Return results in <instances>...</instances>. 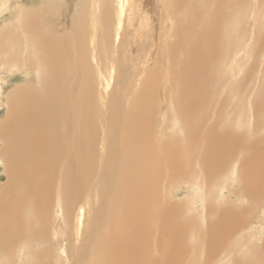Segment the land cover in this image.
Masks as SVG:
<instances>
[{
  "label": "bare ground",
  "instance_id": "6f19581e",
  "mask_svg": "<svg viewBox=\"0 0 264 264\" xmlns=\"http://www.w3.org/2000/svg\"><path fill=\"white\" fill-rule=\"evenodd\" d=\"M14 1V26L7 23L0 30V66L4 60L6 67L27 62L34 77L7 92L9 108L0 121L4 177L0 184V254L5 259L29 242L43 241L46 247L28 254L34 263L47 264L52 257L51 206L55 205L68 227L62 229L66 249L72 243L73 228L82 238L75 264H180V257L191 252L187 238L194 233L198 236L199 227L181 216L184 206L181 209L173 203L168 207L161 194L170 180H179V172L195 175L182 163H198L208 182L205 190L211 194L219 178L230 172V165L242 158L239 172L251 203L258 199L254 197L258 191L264 195V136L257 137L264 133V85L249 104L247 86L254 80V68L237 78L227 72L230 62L236 64L233 56L244 40L247 0H168L165 8L171 32L168 48L162 47L169 49L168 57L158 53L153 62L156 68L151 64L154 69L149 74L139 73L144 81L134 98L127 96L123 102L112 92L106 112L100 110L96 93H105L112 74L103 75L101 83L97 68L88 60L87 43L92 29V40H96L91 61L100 68L104 43L113 36L116 42L120 40L125 0L104 4L80 0L65 25L57 24V14L49 19L46 13L45 20L39 10L21 11L23 1ZM57 1L58 7L66 2ZM98 5L100 22L91 28L92 9ZM120 102L121 114L112 111L113 103ZM248 105L256 120L238 135L234 124ZM105 118L109 123L114 119L115 124L101 130L100 120ZM173 123L177 130L168 131ZM102 142L108 147L115 144L111 145L115 151L100 149ZM98 157L103 165L90 197L86 193L96 176ZM96 194L100 195L98 209L93 204ZM106 204L107 211H100ZM217 205L209 212L208 224L213 225L200 235L211 249L207 250L208 264L216 251L230 244V235L240 225L233 207ZM91 209L97 211L88 226L85 214ZM165 254L170 256L167 261Z\"/></svg>",
  "mask_w": 264,
  "mask_h": 264
},
{
  "label": "rangeland",
  "instance_id": "374dc122",
  "mask_svg": "<svg viewBox=\"0 0 264 264\" xmlns=\"http://www.w3.org/2000/svg\"><path fill=\"white\" fill-rule=\"evenodd\" d=\"M22 1L23 8H21V11L27 9H37L41 12L42 18L45 20L46 13H48L49 19H51L53 15L57 14V24L63 23L65 25L68 15L75 10L80 0H66L65 5L60 7L57 6V0ZM105 1L106 0H101L102 4H104ZM94 2H96V0H94ZM123 2L125 4V7L123 9L124 23L123 28L121 30L122 33L121 35H119L120 40H117L116 42V38L113 36L111 42L106 41L104 43V59L100 68L97 67V65L94 62L92 63L91 61L92 54H94L93 48L95 49L94 44L96 40V37L92 40V29H90V38L87 43L86 54L88 56V60L95 68H97L99 72L98 76L101 83L104 84L103 75L107 73L112 74L111 81L109 80V87L107 88L105 93H102L99 96L96 93V98L98 100V103L100 104V110L104 112H106L107 110L106 103L112 92L114 94L117 93V96L119 98L122 97L121 101L123 102L126 100L127 96L128 98H134V93L136 91L139 92L141 90L140 87L142 86V83L144 81L143 78H140L141 76H139V73L149 74L150 70H152V68L154 67L153 62L155 61V57L159 58L158 53H160L159 55H162L163 57L169 55V49L168 51L164 49L166 46V48H168L169 44L166 41L169 38L168 36L171 32V26L169 27L168 25V17L170 18V16L169 12L165 8L168 0H125ZM1 3L4 7L0 5V30H2L1 27H3L7 23H9V25L11 26H14L11 21H14L16 16V12L14 10L16 1L2 0ZM91 4L95 3L92 2ZM5 5L7 6L6 8ZM168 5L172 6V1H170ZM247 6L249 12L247 9L243 24L244 40L241 41L239 45V48L237 50L238 55L233 56V59L235 60L236 64H233V61L230 62L227 68V72L229 77L237 78L242 75L243 72L245 74L246 70L249 67L252 66L254 68L253 75L251 77H254V80L256 79L255 85H253L252 90H250V86L254 82L253 80L247 86L249 91L248 93H250L248 95L247 100L249 101V104H251L253 101H255L257 95L256 91L260 90L261 87L264 85V39H262L264 36V0H247ZM46 7L47 11H45ZM1 8L3 11L1 10ZM100 10L101 5H98L97 7H94L92 9V12L95 16L94 18L90 17L89 24L92 23L91 28L95 27V24L98 22ZM12 17H14V19ZM99 22L97 23V25H99ZM159 44L162 46H160ZM100 49H102V46H100ZM163 50L167 52L165 53ZM4 56L5 55H3L2 57ZM3 62L5 63V60ZM239 62L241 63V66H238ZM4 63L3 67L0 66V121H2V119L5 117V111H7L9 108L7 106V92H9L13 87L18 86L20 83H23L26 80H32V78L34 77V69L27 62H21L17 66L13 67H6L7 65ZM131 64L133 69L131 67ZM151 64L153 65V67L151 66ZM154 68H156V66ZM163 68L165 67L163 66ZM164 81L165 80H163V82ZM32 82L34 83V79ZM164 83L167 84L168 82ZM130 85V91H127ZM148 92L151 93V90L149 89ZM100 96L101 98H98ZM143 101H145V99ZM121 105L122 102H120L119 104L113 103L112 107L114 108L112 109V111L116 110L121 114ZM164 120L165 118L161 119L162 123H164ZM239 120L241 122L237 121L234 124V129L239 132L237 133L238 135H240V133H242L246 128L252 127L253 122L256 120V117L253 116V112H251V107L249 105L247 106V112L244 109L243 113L239 117ZM110 123L115 124L114 119H112ZM110 123L108 119L105 118L103 120H100L99 127L101 130H105V128L108 127L107 124ZM175 124L176 123H173L172 127L167 130H177V128H174L173 126ZM179 133H181L180 124ZM261 136H264V133H259L257 135V137ZM107 145L108 143L105 144V142L99 143V146H101L100 149H102L104 146L103 149L109 148L112 149V151H115L114 148H111V145L115 147V144L112 143L109 147ZM1 146L2 144L0 143V150ZM102 152L103 151H101V155H103ZM241 159L242 158L236 159V162L230 165L231 168L230 172L227 174L228 177L227 175H225L224 178H219V184L213 187L214 191L211 194H208L206 191V184L208 182L204 179V176L201 173L200 167L197 162H192L190 164L182 163L184 167L188 166L186 170H189V174L194 173V176L191 175L192 177H188L184 175V172H179L180 181L178 180L176 183H173V181L175 182V180H170V185L168 187H166V184L164 185V193L161 194V197L162 199L168 201L165 202V204L168 207L173 206V203H178L180 208L184 206L183 208L185 210L181 208L183 209L181 216L186 220H191L195 225L199 227L200 233H198V236L194 233V237L189 236L190 238H187L185 243L189 245L191 252L189 251L188 254L183 257H180V264H186L185 261H191V259L194 261L192 263L195 264H208V260L210 259H208L209 256L207 255V250L210 249V246L207 247L208 241L203 239V235H200L206 232L209 226L211 228V226L213 225L208 224L210 221L209 212L213 213L212 210H214V206H218L217 204L222 206V208L233 207V211L236 213L238 219L240 220V225L237 228H234L232 234L230 235V244L225 248L222 247L221 249L216 251L217 256L211 262V264H264V195L261 197L258 191V195H254V197L258 196V199L254 203H251L253 199H251L246 194L247 191L243 189V185L241 182L242 177L239 172V166L241 165H239L238 163L241 161ZM194 161L198 160L194 159ZM102 165L103 162L102 160H100V157H98L96 162V176L93 175L92 177L93 179L91 184V190L89 189L87 191V196H90L94 192L95 188L93 186H95L94 183L98 181V170H102H100ZM106 167H108V165H106ZM200 175L201 177H199ZM113 180L115 183L116 178ZM166 180L168 181V178H166ZM166 180L164 179V181ZM223 180H225V183L222 182ZM3 181V164L0 160V184L3 183ZM99 198L100 195L96 194L95 200L97 203L94 202L95 200H93V204L94 207L96 206V209L99 208ZM100 203L102 204L103 202ZM91 204L92 203H90V205ZM108 206L109 205L106 204L105 209L103 208V206L100 207V211H102V209L104 211H107ZM96 209H91L90 213L85 214V223H87L88 226L91 224L90 222L94 214L93 212L97 211ZM57 213V206H51V216L54 219L52 221L53 228L50 229V256L52 255V257L48 259L47 264H75V257L79 253L78 249L82 246V238L79 235H75L76 233L73 228V232L71 234L72 239H70V242L72 241V243H69L71 245L69 246L68 244L69 248L66 249L67 238L63 230L65 228V230L67 231L68 227H65V225L62 223L63 220L60 217L61 215L58 214V216ZM211 218L214 219L215 215H212ZM198 239L201 240L198 241ZM172 241L174 240L168 239L169 243L175 245L172 243ZM44 247L46 246L45 242L43 241H36L31 243L29 242V244H25V246L20 252H18V254L16 253L13 256H9V258L7 259H5L0 254V264H28V260H30V264H42L41 262L37 261L36 263H34L31 259L32 257L29 254H31L30 251H32L33 249H40ZM192 248H195L196 250ZM87 252L88 250H84L83 254L87 255ZM83 254L81 255V257L84 256ZM168 258H170V256L168 254H165L164 260L167 261Z\"/></svg>",
  "mask_w": 264,
  "mask_h": 264
}]
</instances>
